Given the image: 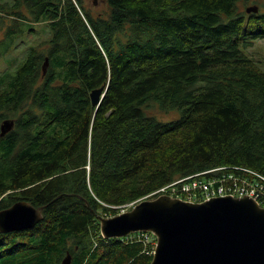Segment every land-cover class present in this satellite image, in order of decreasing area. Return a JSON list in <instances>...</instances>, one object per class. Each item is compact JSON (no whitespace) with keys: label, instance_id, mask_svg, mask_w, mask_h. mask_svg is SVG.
<instances>
[{"label":"trees","instance_id":"16d2710c","mask_svg":"<svg viewBox=\"0 0 264 264\" xmlns=\"http://www.w3.org/2000/svg\"><path fill=\"white\" fill-rule=\"evenodd\" d=\"M85 1L6 2L50 38L0 76V134L16 118L0 135V210L44 208L35 227L0 232V264H61L68 252L72 264H150L152 233L102 240L98 216L209 169L264 176V65L241 47L264 41V2L248 13L240 4L257 0H105L96 15ZM153 107L181 115L159 121Z\"/></svg>","mask_w":264,"mask_h":264},{"label":"water","instance_id":"95a60500","mask_svg":"<svg viewBox=\"0 0 264 264\" xmlns=\"http://www.w3.org/2000/svg\"><path fill=\"white\" fill-rule=\"evenodd\" d=\"M259 9L258 5L246 7L248 13ZM48 68L46 57L43 75ZM106 89L104 84L91 91L94 106L100 104ZM14 127V119H5L0 135ZM43 209L20 200L0 210V232L35 227L43 219ZM98 219L105 239L123 238L134 232L155 234L157 245L150 264H264V207L249 196L193 202L162 194L144 198L130 211ZM72 260L68 252L61 264H72Z\"/></svg>","mask_w":264,"mask_h":264},{"label":"rangeland","instance_id":"374dc122","mask_svg":"<svg viewBox=\"0 0 264 264\" xmlns=\"http://www.w3.org/2000/svg\"><path fill=\"white\" fill-rule=\"evenodd\" d=\"M6 2H11V0H0V4L5 5L7 7V11H0V39H3L5 36V32L8 30L9 27H19L20 31L18 33L13 34L12 36L8 37L7 40L4 41V45L10 47L9 51H5V47L2 43L0 46V76L5 75L6 73H14L17 68L22 64L26 56L28 55L29 48L32 45H37L38 49L41 51H45L48 48L47 40L50 38V28L47 23H35L32 22L27 24L26 22L19 21L18 17L15 15H11V10L9 8L10 4H6ZM88 6L91 7L92 11L98 15H106L109 12V7L105 0H98L97 4L93 3V0H86L85 1ZM264 2V0H257L256 4L250 2L247 4H240V9L245 10L246 7L250 5H260V3ZM22 12L28 16V11L23 8ZM32 26L33 29L28 28ZM15 37V38H14ZM14 38L12 41L11 39ZM243 50L252 58L257 61H260L264 65V41H255L252 45L245 47L244 45L241 46ZM147 113L151 115H155L159 121H169L174 118H178L181 113L178 109H172L169 112H162L156 107L150 108ZM9 119L16 118L12 117ZM2 125V124H1ZM149 199V198H146ZM135 204L130 203L119 208V212L117 214H112L111 212L106 214H100L99 216L103 217H113L118 215L122 212L130 211ZM100 223V220H99ZM99 228H101V223L99 224ZM138 232L131 233L130 235L126 236L129 237L130 240L136 239V235ZM104 235V234H103ZM100 236L102 237V232L100 229ZM139 238V237H138ZM137 238V239H138ZM101 239L95 240V245L101 244L103 245V241ZM152 240V239H151ZM153 244L156 248V241L153 240ZM155 248L153 253L155 252Z\"/></svg>","mask_w":264,"mask_h":264},{"label":"built area","instance_id":"2783aa9c","mask_svg":"<svg viewBox=\"0 0 264 264\" xmlns=\"http://www.w3.org/2000/svg\"><path fill=\"white\" fill-rule=\"evenodd\" d=\"M157 193L169 194L193 202L210 200L214 197L249 196L264 207V176L245 167H219L180 178L162 187ZM146 233L152 232H138L136 237L147 239ZM153 235L155 239H148L152 243L155 240L157 245V237Z\"/></svg>","mask_w":264,"mask_h":264},{"label":"bare ground","instance_id":"6f19581e","mask_svg":"<svg viewBox=\"0 0 264 264\" xmlns=\"http://www.w3.org/2000/svg\"><path fill=\"white\" fill-rule=\"evenodd\" d=\"M159 194L162 195V193H159ZM154 198H155V197H154ZM211 199H212V198H211ZM139 202H140V201H139ZM136 204H137V203H136ZM136 204H135V205H136Z\"/></svg>","mask_w":264,"mask_h":264}]
</instances>
